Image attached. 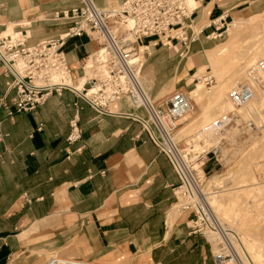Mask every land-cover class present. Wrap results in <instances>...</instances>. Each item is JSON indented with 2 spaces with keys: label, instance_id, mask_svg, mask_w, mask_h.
<instances>
[{
  "label": "crops",
  "instance_id": "crops-1",
  "mask_svg": "<svg viewBox=\"0 0 264 264\" xmlns=\"http://www.w3.org/2000/svg\"><path fill=\"white\" fill-rule=\"evenodd\" d=\"M126 1L94 3L110 9ZM194 2L189 32H200L199 40L184 52L151 46L145 58L143 82L155 101L192 88L229 21L264 12V0ZM77 4L0 0V34L27 32L28 45L56 38L73 26L62 15ZM98 48L87 35L69 39L72 88L32 112L15 110L13 77L0 61V264H43L50 254L104 264H214L210 240L190 233L192 213L176 209L180 178L155 145L144 109L120 100L99 115L79 96L91 75L84 63ZM76 112L83 135L70 144Z\"/></svg>",
  "mask_w": 264,
  "mask_h": 264
},
{
  "label": "built area",
  "instance_id": "built-area-1",
  "mask_svg": "<svg viewBox=\"0 0 264 264\" xmlns=\"http://www.w3.org/2000/svg\"><path fill=\"white\" fill-rule=\"evenodd\" d=\"M195 9L188 0H127L110 9L100 8L94 0H78L71 12L62 15L72 20L73 26L56 38L28 45L27 32L0 34V61L13 77L9 88L16 90L15 110L32 112L51 95L71 87L68 84L70 66L65 54L67 41L83 35L97 40L99 48L86 59L87 63L93 62L91 75L79 96L99 115L110 114L109 107L120 100L144 109L155 145L168 157L180 178L174 192L176 209L192 213L188 221L190 233L210 240L214 264H247L239 251L235 232L220 220L209 193L201 186L197 170L203 169L205 164L200 162L202 154L190 150L185 153L176 139L181 120L192 110L190 97L177 90L155 101L142 82L145 60L141 53L147 54L151 46L180 45L188 49L199 40L200 32H189ZM117 25L124 26V31L115 33ZM87 63L84 64L86 70ZM246 75L247 80L227 92L229 101L237 108L251 101L256 89L264 86V60L251 65ZM203 80L209 86L216 82L211 74ZM82 135L76 112L70 121L68 143L77 142Z\"/></svg>",
  "mask_w": 264,
  "mask_h": 264
},
{
  "label": "rangeland",
  "instance_id": "rangeland-1",
  "mask_svg": "<svg viewBox=\"0 0 264 264\" xmlns=\"http://www.w3.org/2000/svg\"><path fill=\"white\" fill-rule=\"evenodd\" d=\"M239 17H241V19L238 20V24H235V27H233L234 29L230 30L229 25L232 21H229L228 25L226 24L225 27L221 29V31H223L221 38L215 41V45L218 47L227 41L230 35L239 39L238 42L234 43V46L230 44L225 52L218 54L225 60L220 66V72L221 70L224 71L222 72L223 76L220 75L218 72L219 69H215L210 61L208 68L203 66L199 70V80L193 84L192 88L182 90L190 97L192 110L181 120L177 129L176 139L180 142L181 149L187 150L189 144H191L192 146L189 147L190 152H199L202 154L203 158L200 162L205 163L203 166L204 176L199 175L198 170L197 175L203 190L209 193L210 200L212 197L216 198L217 204L220 202L219 205L222 210L229 209V218L233 221V224L229 219L227 221L225 220V224L235 232L238 239L237 245L239 251L245 258L247 264H259V262L252 257L254 251L253 242L259 246L262 244L264 245V238L263 236L249 234L246 227L264 222V187L259 191L257 190L258 185L255 184L259 183L264 185V114L260 116V112L263 113L264 110H260L259 113H254L248 118L239 116L238 114L234 116V113L237 112L236 110H232L233 112L231 110H226L227 104L223 102L217 103L212 98V95L209 98L210 93H214L216 89L219 88L223 90V92L225 90V97L228 100L226 92L235 84L247 80L246 70L250 67L248 66L249 59L251 58L252 61L250 65L256 63L258 59L260 60V58L256 59L255 56H253L256 52L253 50L256 46L253 45H255V41L258 39L257 37L264 34V12L256 16L248 15ZM8 31L11 32V27ZM123 31L124 26H114L115 33L119 34ZM176 46L177 45H173L172 49ZM235 46H239V48L233 49ZM246 47H251L252 49H247ZM186 50L187 49H183V52ZM141 55L145 60L141 73L142 77L146 64L145 58L148 54L141 53ZM253 57L255 60H252ZM85 63H87V61ZM86 72L89 75L91 70H86ZM208 74L213 75L216 80L211 86L206 85L203 80L204 76ZM69 80L68 84L72 87V79L69 78ZM196 84H200L201 87H204L203 90L208 92H205L204 96L199 99L195 97L196 94L194 92L190 93L192 89L196 87ZM143 85L148 91L144 82ZM256 90L257 93L259 92L258 95L261 94L258 88ZM202 114H206V116H201ZM226 114H228L226 119L220 122L219 120ZM257 115H259V117ZM223 126H225V130L223 129L224 131L222 130L220 133L222 135L221 143L216 145L215 140L217 139H211V137L218 132L217 129L223 128ZM212 162L215 168L210 171L206 165ZM260 165L263 167L261 166V168ZM200 168L201 167L198 169ZM249 188L254 190L251 191ZM230 198L233 199V201H231L232 204L231 202L227 203V200ZM254 204L257 205V207L254 206ZM170 215L171 217H175L179 215V213L174 210ZM51 260H73L77 262L82 261L86 264H104L100 262L93 263L83 260L79 261L76 259L61 258L58 254L48 255L43 264H48Z\"/></svg>",
  "mask_w": 264,
  "mask_h": 264
},
{
  "label": "bare ground",
  "instance_id": "bare-ground-1",
  "mask_svg": "<svg viewBox=\"0 0 264 264\" xmlns=\"http://www.w3.org/2000/svg\"><path fill=\"white\" fill-rule=\"evenodd\" d=\"M188 3L190 4V6H192V7H196L195 6V2H194V0H188ZM239 19H241V17H235L234 18V21L233 22H231L230 23V30H232V29H234L233 27H235V24H238V20ZM214 36V35H213ZM229 39L227 40V41H225L221 46H218V47H216V48H214V49H212V50H210V51H208V53H207V55H208V58H209V60L211 61V64L214 66V68L215 69H219L218 70V72L220 73V75H222V72H224V71H222L221 70V72H220V66H221V64L225 61L224 59H223V57L222 56H219L218 54L220 53L221 54V52H225L226 51V49H228V47L230 46V44H233V46H234V43H236V42H238L239 41V39L238 38H236L235 36H229L228 37ZM258 38V39H257ZM256 39V41H255V45H253V46H256V48H254L253 50H255L256 52H255V54H253V56H255V58L256 59H258V58H260V60L261 59H264V34L263 35H261V36H259V37H257ZM240 46V45H239ZM239 46H235V47H233V49H238L239 48ZM253 46H252V48H253ZM247 49H250L251 47H246ZM245 48V49H246ZM251 48V49H252ZM246 51V50H245ZM246 53V52H245ZM249 53V52H248ZM261 56V57H260ZM263 57V58H262ZM252 60H255L254 59V57H253V59ZM259 60V59H258ZM258 60H257V62H258ZM251 61V58L249 59V61H248V66H251L250 65V63L252 64V61ZM92 64H93V62L91 61V60H89L88 61V63H87V69L88 70H90V68L92 67ZM217 65H218V67H217ZM219 75V74H218ZM223 76V75H222ZM220 78H221V76H220ZM222 81V80H221ZM227 83V82H226ZM223 85V84H222ZM203 87V86H202ZM201 87V85L200 84H196V87L194 88V89H192V91L190 92V93H195L196 95H195V97H198V99L199 98H201V97H203L204 96V93L206 92V91H204L203 89H204V87L202 88ZM221 87V86H220ZM263 87V88H262ZM258 89H259V91L261 92V94H259L258 95V93H256V95H255V97L251 100V101H249L247 104H245V105H243V106H240V108H237V107H234L232 104H231V102L229 101V99L227 100L226 99V95H225V90H224V92H223V90H221V89H216V91L214 92V93H210V95H209V98H210V96L212 95V98L218 103H225V104H227V109L226 110H236L237 112L236 113H234L235 115L234 116H236L237 114L239 115V116H243V117H245V118H248V117H250L251 115H253L254 113H259L260 112V110H264V86H261V87H258ZM228 92V91H227ZM226 92V93H227ZM206 93H208V92H206ZM227 97H228V93H227ZM209 101H211V100H209ZM233 112V111H232ZM204 113H205V111H204ZM264 114V112L262 113V112H260V116H262ZM207 115H208V113H207ZM201 116H206V114L204 115V114H202ZM258 117H259V115H257ZM264 116V115H263ZM203 122V121H202ZM190 123V122H189ZM215 127V126H214ZM216 128V127H215ZM225 128V126H223V128H220V129H217L218 130V132L216 133V134H214V135H212V137H211V139H213V138H216L217 140H215V144L217 145V144H219V143H221V140H222V135L220 134L221 133V131L223 130ZM216 130V131H217ZM225 130V129H224ZM223 130V131H224ZM251 130V129H250ZM214 131V130H213ZM215 132V131H214ZM210 135V134H209ZM224 138V137H223ZM196 140V139H195ZM191 141V140H190ZM193 141V140H192ZM208 141V140H207ZM192 143H194V142H192ZM207 143V142H206ZM208 144H210V143H208ZM190 146L189 147H191L192 145L191 144H189ZM194 146H195V144H194ZM187 147V146H186ZM187 148V150H189L190 148ZM194 148V147H193ZM192 148V149H193ZM187 150H185V153H187ZM263 164V163H262ZM262 165H260V167H261ZM263 167V166H262ZM261 167V168H262ZM198 171H199V175H201V176H204V172H203V169L202 168H200V169H198ZM261 172V171H260ZM198 174V173H197ZM256 185H258V188H257V190H259V191H261V189L264 187V185H262V184H259V183H255ZM202 186V185H201ZM203 188V187H202ZM250 189V188H249ZM251 190V189H250ZM254 189H252L251 191H253ZM262 193V192H261ZM260 193V194H261ZM263 199V198H262ZM211 202L213 203V205H214V203H215V207H216V211L218 212V214H219V218H221L220 220L221 221H223V223L225 224L226 222H225V220L227 221L228 219H229V221L233 224V221H231L230 220V211H229V209L227 210V209H225V210H222V208L220 207V202L217 204L216 203V198H212L211 197ZM231 201H233V199L232 198H230V199H228L227 200V203L228 202H231ZM249 203V202H248ZM231 204H232V202H231ZM256 204V203H255ZM254 204V206H256L257 207V205H255ZM263 204V203H262ZM264 205V204H263ZM261 210V209H260ZM262 219V218H261ZM263 220H264V215H263ZM245 227V226H244ZM247 228V232L249 233V234H251V235H254V236H263V238H264V222H262V223H259V224H257V225H250V226H247L246 227ZM256 239V238H255ZM258 240V239H257ZM263 240V239H262ZM255 242H253V249H254V251H253V255H252V257H254L258 262H259V264H264V245L262 244V245H256V243L254 244ZM259 243V242H258ZM257 243V244H258ZM246 262V261H245ZM48 264H86V263H84V262H82V261H80V262H77V261H67V260H56V261H54V260H51Z\"/></svg>",
  "mask_w": 264,
  "mask_h": 264
}]
</instances>
